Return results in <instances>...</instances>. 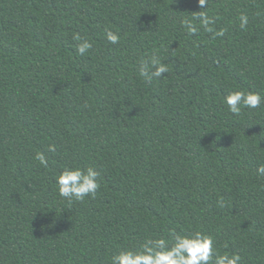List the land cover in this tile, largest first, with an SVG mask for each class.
I'll use <instances>...</instances> for the list:
<instances>
[{"label": "trees", "instance_id": "16d2710c", "mask_svg": "<svg viewBox=\"0 0 264 264\" xmlns=\"http://www.w3.org/2000/svg\"><path fill=\"white\" fill-rule=\"evenodd\" d=\"M202 10L0 0V264H111L197 230L241 264H264V104L234 116L224 103L234 90L264 95V0H209L212 32L195 19ZM77 35L93 45L83 56ZM153 54L168 71L148 81L140 64ZM88 166L96 196L60 198L56 176Z\"/></svg>", "mask_w": 264, "mask_h": 264}, {"label": "clouds", "instance_id": "9594fccd", "mask_svg": "<svg viewBox=\"0 0 264 264\" xmlns=\"http://www.w3.org/2000/svg\"><path fill=\"white\" fill-rule=\"evenodd\" d=\"M209 0H199V5L203 9L197 12V19L200 26L208 32H212L210 25L214 24V19L210 17L204 9L207 8ZM206 6V7H205ZM240 27L245 28L248 24V16L241 14ZM183 26L189 34L194 35L196 28L190 20H186ZM222 35V32L218 33ZM106 41L110 44L119 43L120 37L110 29L105 30ZM79 41L76 45L77 54L83 56L89 52L93 45L79 35L74 37ZM168 68L161 59L153 54L143 60L140 64L139 75L151 81L153 78H160L167 73ZM224 103L228 112L234 116H240L244 109H258L264 104V95L255 91L234 90L224 97ZM48 152L55 153L56 146L49 145ZM34 160L45 168L48 167V159L43 152H37ZM258 176H264V166L257 169ZM100 172L92 166L86 168L65 167L55 178L57 191L60 198L69 204L74 201H84L85 197H95L99 188ZM220 207H224L223 201L219 202ZM242 257L239 253H221L216 246L212 235L203 231L175 232L170 235V239L164 238L147 239L138 248L121 250L111 257V264H241Z\"/></svg>", "mask_w": 264, "mask_h": 264}]
</instances>
